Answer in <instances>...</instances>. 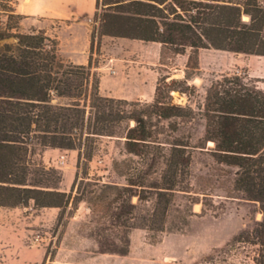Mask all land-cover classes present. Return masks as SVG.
Wrapping results in <instances>:
<instances>
[{"label":"trees","instance_id":"16d2710c","mask_svg":"<svg viewBox=\"0 0 264 264\" xmlns=\"http://www.w3.org/2000/svg\"><path fill=\"white\" fill-rule=\"evenodd\" d=\"M17 1L0 0V208L32 202L34 209H64L70 193L45 186L43 176L53 171L42 165H36L41 177L31 181L30 155L36 149L76 150L78 159L89 160L95 137L121 130L129 159L113 162L112 170L124 185L95 183L86 200H77L90 211L99 253L125 256L130 232L162 233L175 193L188 192L189 145L162 137L193 121L195 114L190 107L172 104L170 93L183 94L176 86L198 71L201 48L264 57V0H211L219 3L214 8L202 6L201 0H189L187 7L178 2L171 8V21L159 7L163 1H116L117 11L101 20L99 39L159 43L175 47V55L190 49L183 80L158 79L153 101L143 104L101 96L91 56L87 66L75 65L60 56L56 35L33 27L23 31ZM204 119L216 162L237 169L234 190L257 203L262 214L251 231L231 242L253 246L255 264H264V92L240 77L225 76L207 91ZM182 221L187 224L184 217Z\"/></svg>","mask_w":264,"mask_h":264},{"label":"rangeland","instance_id":"374dc122","mask_svg":"<svg viewBox=\"0 0 264 264\" xmlns=\"http://www.w3.org/2000/svg\"><path fill=\"white\" fill-rule=\"evenodd\" d=\"M116 1L124 0H18L16 12L24 16L20 22L23 31L33 27L56 35L59 54L67 60L71 50L84 49L85 44L83 24L75 31L67 28L74 21L71 13H75V7L79 9L94 5L97 17L95 19L93 15L88 19V50L91 65H98L101 62L97 57L101 40L98 33L104 30L101 20L104 15L117 11ZM158 1H163L159 7L165 9L164 15L171 21V8H176L174 3L181 2L187 7L189 0ZM200 2L202 6L212 8L219 4L211 0ZM191 13L193 15L194 12ZM243 20L247 21L248 18ZM76 21L84 23L85 18L79 16ZM91 35L93 44L90 52ZM132 43L137 45V42ZM174 49L162 47L159 80L170 78L181 81L185 77L190 49L179 55L174 54ZM76 53L81 56L80 52ZM135 53L131 55L135 56ZM120 54L119 51L116 56ZM153 56H156L155 52ZM193 73L186 83L176 86L177 91L183 94L170 93L172 104L190 107L195 115L193 121L178 125L175 132L168 129L166 133L169 137H162L187 143L191 154L186 178L188 192L175 193L162 233L133 229L129 235V251L125 256L99 253L91 236L93 225L89 223L90 211L84 201L77 199L86 200L89 197L87 192L95 188V183L99 186L107 182L124 185V179L112 170L113 162H127L129 159L125 152L124 135L116 129L114 136L93 139L88 150L89 160L83 156L78 159L76 150L36 149L30 155L34 169L30 180L41 177L37 164L51 169L52 173L43 176L48 179L44 185L70 193V200L64 209H34L32 202L27 207L12 210L0 208V264H255L253 246L232 244L231 241L238 234L251 231L255 223L262 219L259 205L243 199L244 196L234 190L237 169L216 162L214 144L206 141L204 114L207 91L225 76L240 77L244 83L248 82L264 92V57L201 48L198 50V71ZM170 79H166V82ZM163 124L167 125V122ZM61 155L64 156L62 162ZM136 201V198L132 199L133 203ZM192 201L199 203L192 204ZM146 205L151 206V203ZM183 217L187 219V224H183Z\"/></svg>","mask_w":264,"mask_h":264},{"label":"crops","instance_id":"0c3cea01","mask_svg":"<svg viewBox=\"0 0 264 264\" xmlns=\"http://www.w3.org/2000/svg\"><path fill=\"white\" fill-rule=\"evenodd\" d=\"M74 11V14L71 13L74 21L67 28L75 31L83 24L85 44L84 49L71 50L72 53L67 56V60L77 65L87 66L89 61L88 19L94 15L95 6L91 4L86 8L75 7ZM79 16L85 18L84 23L76 21ZM132 42H137V45H133ZM161 49L159 43L109 36L101 37L97 55L101 62L98 65H91V71L99 76V94L103 97L128 102H151L158 80V67L161 65ZM119 51L121 54L116 56ZM76 52H80L81 56H78ZM133 52H136L135 56L131 55ZM153 52L156 54L155 57Z\"/></svg>","mask_w":264,"mask_h":264},{"label":"built area","instance_id":"2783aa9c","mask_svg":"<svg viewBox=\"0 0 264 264\" xmlns=\"http://www.w3.org/2000/svg\"><path fill=\"white\" fill-rule=\"evenodd\" d=\"M63 159H64V156L61 155V156H60V160H61V162H62Z\"/></svg>","mask_w":264,"mask_h":264},{"label":"bare ground","instance_id":"6f19581e","mask_svg":"<svg viewBox=\"0 0 264 264\" xmlns=\"http://www.w3.org/2000/svg\"><path fill=\"white\" fill-rule=\"evenodd\" d=\"M209 144H210V145H212V143H211V142H209Z\"/></svg>","mask_w":264,"mask_h":264}]
</instances>
